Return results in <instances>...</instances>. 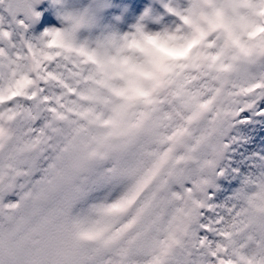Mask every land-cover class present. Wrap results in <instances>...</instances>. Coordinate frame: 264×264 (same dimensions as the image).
<instances>
[{
  "label": "snow or ice",
  "instance_id": "obj_1",
  "mask_svg": "<svg viewBox=\"0 0 264 264\" xmlns=\"http://www.w3.org/2000/svg\"><path fill=\"white\" fill-rule=\"evenodd\" d=\"M0 264H264V0H0Z\"/></svg>",
  "mask_w": 264,
  "mask_h": 264
}]
</instances>
